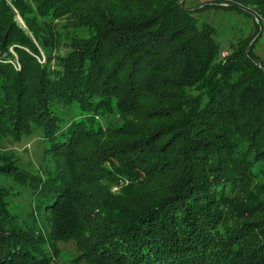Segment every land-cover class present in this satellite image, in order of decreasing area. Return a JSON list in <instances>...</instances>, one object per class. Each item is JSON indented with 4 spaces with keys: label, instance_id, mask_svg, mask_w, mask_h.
Listing matches in <instances>:
<instances>
[{
    "label": "trees",
    "instance_id": "16d2710c",
    "mask_svg": "<svg viewBox=\"0 0 264 264\" xmlns=\"http://www.w3.org/2000/svg\"><path fill=\"white\" fill-rule=\"evenodd\" d=\"M205 2L0 0V134L40 129L56 165L34 173L6 156L0 175L39 199L52 238L75 240L88 264H264L258 39L223 58L218 29L198 16L224 6L260 26L264 0ZM68 18L89 35L63 30ZM58 106L81 115L64 122ZM115 112L122 124L96 126ZM7 196L0 182V264H52Z\"/></svg>",
    "mask_w": 264,
    "mask_h": 264
},
{
    "label": "rangeland",
    "instance_id": "374dc122",
    "mask_svg": "<svg viewBox=\"0 0 264 264\" xmlns=\"http://www.w3.org/2000/svg\"><path fill=\"white\" fill-rule=\"evenodd\" d=\"M182 1L183 5L185 3L188 7H201L206 3L205 1L210 0ZM14 10L16 11V20L31 34L36 45L39 47L41 56H38V60L43 62L47 55L45 47L37 40L34 33L29 30L25 18L16 8ZM198 16L200 21H208L218 29L217 37L223 45V58L230 51L231 43L236 42L239 38L247 37L252 41L257 34H260L257 42L253 46V50L260 61L264 63V22L259 26V19L255 18L251 12L224 6H212L198 13ZM62 23L66 27L63 30L68 31V34L80 37L89 35V29L86 26L78 25L76 18L63 19ZM64 49L62 48V50ZM10 52L16 55L13 48H10ZM15 67L19 69L18 62H16ZM56 110L62 115L64 122L79 118L81 115L80 110L76 106H58ZM122 122L120 115L116 112L99 114L96 117V126L122 124ZM46 146V141L40 129H36L33 134L24 137L19 142L0 134V159L6 158L7 156L19 168L34 173L41 172L43 174V172L49 170L55 171V162L49 154H46ZM260 181H264V178L260 177L258 182ZM0 182L8 193L7 200L9 202V209L21 224L30 228L37 236L44 239L42 246L47 250L48 255H50L52 264H88L86 260L79 259L78 255L80 251L75 240H58L54 237L52 238L51 234L53 232L50 230L52 228H49L48 223L49 215L44 206L41 205L39 199L34 197L29 189L6 174L0 175ZM118 190L119 186L112 188V192Z\"/></svg>",
    "mask_w": 264,
    "mask_h": 264
},
{
    "label": "water",
    "instance_id": "95a60500",
    "mask_svg": "<svg viewBox=\"0 0 264 264\" xmlns=\"http://www.w3.org/2000/svg\"><path fill=\"white\" fill-rule=\"evenodd\" d=\"M181 4L183 5V1L181 2ZM226 5V4H225ZM260 34H257V36L250 42L249 46H248V52L251 49V46L253 45V43L255 42V40L259 37Z\"/></svg>",
    "mask_w": 264,
    "mask_h": 264
}]
</instances>
